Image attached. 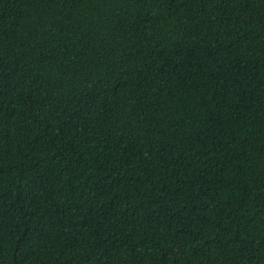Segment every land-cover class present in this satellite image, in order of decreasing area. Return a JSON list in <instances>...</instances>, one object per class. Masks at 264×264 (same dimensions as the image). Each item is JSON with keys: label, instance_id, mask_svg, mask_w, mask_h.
Returning a JSON list of instances; mask_svg holds the SVG:
<instances>
[{"label": "trees", "instance_id": "16d2710c", "mask_svg": "<svg viewBox=\"0 0 264 264\" xmlns=\"http://www.w3.org/2000/svg\"><path fill=\"white\" fill-rule=\"evenodd\" d=\"M0 264H264V0H0Z\"/></svg>", "mask_w": 264, "mask_h": 264}]
</instances>
